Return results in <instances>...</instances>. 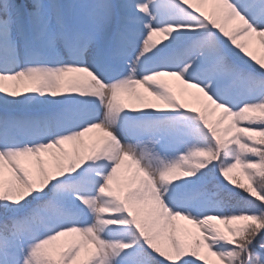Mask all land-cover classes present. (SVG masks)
I'll list each match as a JSON object with an SVG mask.
<instances>
[{"label": "snow or ice", "instance_id": "1", "mask_svg": "<svg viewBox=\"0 0 264 264\" xmlns=\"http://www.w3.org/2000/svg\"><path fill=\"white\" fill-rule=\"evenodd\" d=\"M0 264H264V0H0Z\"/></svg>", "mask_w": 264, "mask_h": 264}, {"label": "rangeland", "instance_id": "2", "mask_svg": "<svg viewBox=\"0 0 264 264\" xmlns=\"http://www.w3.org/2000/svg\"><path fill=\"white\" fill-rule=\"evenodd\" d=\"M250 50L255 52V54H257L258 56L260 55V49H259L258 44H253L251 46ZM170 83H172L174 87L176 86V82L175 81H171L170 80ZM210 118H212V117H210Z\"/></svg>", "mask_w": 264, "mask_h": 264}]
</instances>
